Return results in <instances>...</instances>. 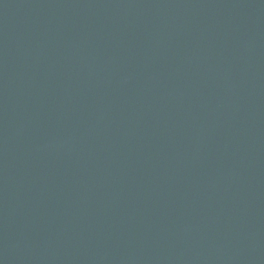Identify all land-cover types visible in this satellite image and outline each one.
<instances>
[{"label":"water","instance_id":"obj_1","mask_svg":"<svg viewBox=\"0 0 264 264\" xmlns=\"http://www.w3.org/2000/svg\"><path fill=\"white\" fill-rule=\"evenodd\" d=\"M0 264H264V0H0Z\"/></svg>","mask_w":264,"mask_h":264}]
</instances>
